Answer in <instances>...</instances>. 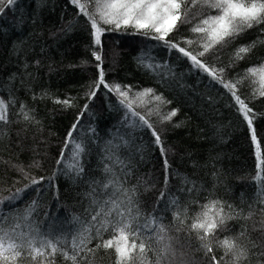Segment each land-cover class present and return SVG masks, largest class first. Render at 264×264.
Returning <instances> with one entry per match:
<instances>
[{"label":"trees","instance_id":"16d2710c","mask_svg":"<svg viewBox=\"0 0 264 264\" xmlns=\"http://www.w3.org/2000/svg\"><path fill=\"white\" fill-rule=\"evenodd\" d=\"M80 3L86 4L90 13L93 11L90 0ZM197 11L215 14L210 9H200L199 5L190 9V13ZM196 23L193 20L179 26L172 36L178 41L195 39L198 34L190 29ZM253 44L243 59H235L237 49ZM181 46L185 44L181 42ZM190 48L202 50L196 43ZM94 52L102 57L107 84L130 86L128 100L133 103L132 111L144 115L159 105L160 116L153 113L149 122L160 134L163 154L149 131L130 127L133 121L124 120L125 108L114 92L100 87L89 99L99 73L100 62L95 60ZM141 53H144V65L166 63L167 69L153 71L145 67L138 62ZM203 59L209 66L223 67L226 82L242 80L235 92L257 114L253 125L260 140L264 137V97L258 94L259 77L250 81L244 74L248 68L264 64V24L242 32L223 47L217 45ZM149 88L171 103L154 101L149 95L139 99L134 96ZM0 98L15 102L8 107L9 122L0 126V199L5 209L11 207L7 198L19 190L16 211L36 202L38 215L33 216L41 231L53 225L71 242L73 236L79 237L81 228L73 218L78 217L84 226L88 225L91 215L98 210L92 199L107 198V193H102L95 182H106L110 174L103 168L109 164L129 194L135 189L140 224L149 216L162 217L160 223L167 231L175 255L169 254L160 264H210L212 254L217 260L223 257L221 264H231V254L225 256V249L219 246V241L224 239L235 240L247 250L248 259L241 264H264V196L261 195L264 171L258 169L259 159H264V141L260 142L258 159L249 126L237 112L231 94L206 74L190 67L185 58L175 52L168 54L159 42L123 30H106L101 44L94 45L89 24L82 15L78 16L77 6L71 0H17L10 10L5 6V11L0 13ZM65 99L69 100L68 105L63 103ZM21 106L29 112L30 121L23 119ZM172 109H178L177 114L171 120H162ZM77 121L72 141L88 145L86 157L80 160L84 167L82 177L65 173L64 166L57 164L62 151L64 160L72 162L75 149L71 143L67 148L65 145ZM90 127L95 129L94 133L89 132ZM121 137L128 141L127 146L122 144ZM109 141L120 145L115 155L128 165L129 175L125 176L120 165H112L105 158L104 149ZM258 173L260 181L256 180ZM41 177L44 178L41 184L31 185L32 178ZM162 192L165 197L158 201ZM173 198L178 199V209L166 203ZM213 200L222 202L225 213L234 218L227 219L214 236H209L212 253L206 255L203 242L190 226L203 206ZM174 211L181 212L182 224L173 218ZM151 231H156L155 226ZM114 235L111 226L107 231L102 230L100 236L93 229L92 238L85 251L77 256L76 264H116L114 248L96 247ZM136 242L139 244L140 240ZM144 243L143 260L133 259L129 264H157L160 245L154 237L145 239ZM65 248L69 255L75 254L76 250ZM40 260L24 257L18 264H40ZM43 264H72V261L65 260L58 251Z\"/></svg>","mask_w":264,"mask_h":264},{"label":"snow or ice","instance_id":"6c2138e0","mask_svg":"<svg viewBox=\"0 0 264 264\" xmlns=\"http://www.w3.org/2000/svg\"><path fill=\"white\" fill-rule=\"evenodd\" d=\"M16 2L17 0H0V13L5 11V6L10 10ZM71 3L77 6L78 16L82 15L85 22L89 24L94 36V45L101 44V36L106 30H123L130 34L139 35L150 41L159 42L168 54L177 53L179 57L185 58L189 62L190 67L198 70L201 74H206L212 81L227 89L234 100V105L237 106V112L241 114L243 120L249 126L250 136L255 142L256 155L259 159L260 142L264 141V137H261L260 140L257 139L256 129L253 125V120L257 114L235 92L237 83H242V80L226 82L223 75L224 68L217 69L215 66H209L203 58L217 45L223 47L225 44L231 43L242 32L264 24V0H90L93 8L91 13L88 11L86 4L80 3V0H71ZM196 5H199L200 9H210L215 14L204 15L202 11L190 13V9ZM193 20H197V23L193 25L190 31L193 34H198L195 39L182 38L178 41L175 36H172V33L178 32L179 26L189 24ZM104 25H110L111 27L105 29ZM181 42L185 46L182 47ZM193 43H196L202 50H192L190 46ZM254 46L253 44L237 49L234 54L235 59H243V54L251 51ZM93 55L95 60L100 63L97 64L99 69L98 79L88 94L89 99L96 95V91L100 87H104L108 92H114L117 97L121 98L119 103L125 108L124 120L133 121L130 127L149 131L153 137V142L160 146L163 154L164 148L160 134L149 122V118L153 113L158 117L160 116L159 105L149 109L144 115L132 111L133 103L128 100L131 91L130 86L122 88L120 84H107L104 80L102 57L96 52ZM138 62L144 65V53H141ZM37 63L39 62L37 61ZM144 66L153 71L158 68L167 69L168 67L166 63ZM255 77H259L260 90L258 94L264 97V64L259 67H250L244 74V78L250 81ZM145 95L151 96L154 101L160 103H171V101H164L163 97L156 94L151 88L134 93L137 99ZM56 102L60 103L61 101L57 100ZM14 103L11 99L6 102L0 98V126L7 125L9 122L8 107L9 104ZM63 103L68 105L69 100L65 99ZM85 108H87V105H85ZM19 112L23 115L25 121L32 119L29 112L25 111L24 106H21ZM177 112L178 109H172L162 117V120H171ZM77 124H79V121L73 124L65 145L67 148L68 144L71 143L75 149V154L71 157L72 162L69 163L64 160L62 151L57 164L64 166L65 173H70L73 177H82L84 167L80 160L81 157H86L85 149L88 145L72 141V132L77 131ZM89 132L94 133L95 129L90 127ZM77 135L79 137V133ZM120 139L122 144L127 146L128 141L124 140L123 137ZM119 147L120 145L112 144L109 141L104 149L105 158L112 165H120L121 171L127 176L130 174L128 165L115 155V150ZM260 165H264V159H259L258 165L259 171H264V168H260ZM164 168L166 173L164 183L166 186L168 182L166 157ZM125 169H128V171H124ZM19 170L23 173L22 168ZM103 171L110 174L106 182L96 181L95 183L100 187L102 193H107V198L104 200L92 199V204L96 205L98 210L91 215L88 225L84 226L78 217L73 218L81 225V228L79 229V237L73 236L71 242L65 233L58 232L53 225H49L47 229L41 231V225L37 224L33 216L34 213L38 215L37 208L39 206L36 202H33L22 211H16L15 202L19 199V190L15 195L7 198L9 205H11L9 209L4 208V201L0 199V264H18V261H21L24 257H31L32 261H36L39 257L41 258L40 264H43L44 260L48 259L49 256L54 257L58 251L65 260L76 264L77 256L80 252L85 251L87 243L92 238V230L95 229L96 236H100L101 231H107L110 226L115 235L111 239L103 241L102 244H97L96 247L114 248L117 255L116 264H129L133 259L142 261L146 254L144 240L153 237L155 242L160 245L157 264H160V260L167 258L169 254L174 256L175 253L172 251L167 238V231L164 225L160 223L162 217L159 214L149 216L143 224H140L141 213L138 201L134 200L135 189L131 190V194H129V189L123 186V183L120 182L119 177L113 171V167L109 164L104 165ZM24 175L27 179V173H24ZM43 180V177L39 179L32 178L31 185L41 184ZM256 180H261L259 173ZM49 183H51V178ZM109 189H111V192H109ZM95 192L96 189L93 188L92 193ZM261 195L264 196V193H261ZM164 197L165 194L162 192L157 200H163ZM166 203L177 209L179 208L177 198L166 201ZM228 207L231 209V205H228ZM14 211L16 212L15 215L12 214ZM184 212L186 214V209ZM172 215L175 220H179L181 224L183 223V220L180 219V211H174ZM233 218V216L225 213L223 203L218 200L210 201L204 205L202 211L194 218L190 227L197 233V239L203 242L201 246L206 250V255L212 253V245L208 242L209 236H214L218 227L222 226L227 219ZM153 226H155V232L151 231ZM145 232L150 235H145ZM130 237L132 238L131 241ZM77 239L79 240L78 243ZM137 239L140 240L139 244L136 242ZM65 246L76 250L75 254L69 255ZM219 246L225 249V256L231 254V264H241V261L248 259L247 250L239 247L235 240L224 239L219 241ZM88 251H91V249H88ZM133 253H136L135 257ZM209 259L210 264H221L223 257L217 260L216 256L212 254Z\"/></svg>","mask_w":264,"mask_h":264}]
</instances>
